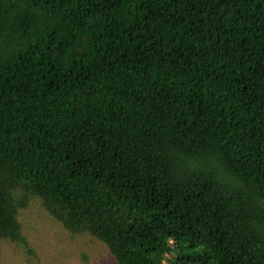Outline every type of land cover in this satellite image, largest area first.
Segmentation results:
<instances>
[{
	"label": "trees",
	"instance_id": "trees-1",
	"mask_svg": "<svg viewBox=\"0 0 264 264\" xmlns=\"http://www.w3.org/2000/svg\"><path fill=\"white\" fill-rule=\"evenodd\" d=\"M31 198L117 264H264V0H0V240Z\"/></svg>",
	"mask_w": 264,
	"mask_h": 264
},
{
	"label": "rangeland",
	"instance_id": "rangeland-1",
	"mask_svg": "<svg viewBox=\"0 0 264 264\" xmlns=\"http://www.w3.org/2000/svg\"><path fill=\"white\" fill-rule=\"evenodd\" d=\"M25 243L2 238L0 264H117L107 246L88 233H71L31 198L17 216Z\"/></svg>",
	"mask_w": 264,
	"mask_h": 264
}]
</instances>
